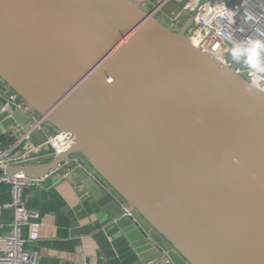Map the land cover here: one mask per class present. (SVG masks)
Instances as JSON below:
<instances>
[{
	"label": "water",
	"instance_id": "obj_1",
	"mask_svg": "<svg viewBox=\"0 0 264 264\" xmlns=\"http://www.w3.org/2000/svg\"><path fill=\"white\" fill-rule=\"evenodd\" d=\"M191 23L172 29L139 0H0V88L74 137L8 172L43 176L78 155L144 261L264 264V91L193 45Z\"/></svg>",
	"mask_w": 264,
	"mask_h": 264
},
{
	"label": "built area",
	"instance_id": "obj_2",
	"mask_svg": "<svg viewBox=\"0 0 264 264\" xmlns=\"http://www.w3.org/2000/svg\"><path fill=\"white\" fill-rule=\"evenodd\" d=\"M139 1L156 16H164L167 25L175 30L180 29L184 22L191 18L192 23L188 29L191 42L201 51L232 66L236 72L246 76L264 91V47H261V43H264V0H175L181 2V6H169L172 0ZM238 55L244 65L235 63ZM0 99V117L3 114L11 115L12 110H21L31 117L32 122L28 130H23L18 125L20 134L10 145L0 143V183H9L12 187L11 201L4 203L2 207L14 210V220L9 231L0 234V264H39L38 252L25 246L27 239L23 235V228L34 224L33 220L38 219L40 214L29 211L23 205V188L42 187L54 174L63 171H66L63 174H68L73 168L82 170L98 185L107 189L109 186L78 155L66 158L43 176L8 172L11 166H37L65 152L74 143V137L69 132L57 131L46 124L44 117L30 109L10 88H0ZM34 129L44 131L47 136L45 143H33L31 132ZM22 147L23 150L19 151ZM119 201L126 214L134 217L127 203L122 199ZM158 261L160 264H175L168 250L163 251Z\"/></svg>",
	"mask_w": 264,
	"mask_h": 264
},
{
	"label": "crops",
	"instance_id": "obj_3",
	"mask_svg": "<svg viewBox=\"0 0 264 264\" xmlns=\"http://www.w3.org/2000/svg\"><path fill=\"white\" fill-rule=\"evenodd\" d=\"M20 131L11 115L0 117V143L10 145ZM63 172L54 174L42 187L22 190L26 209L40 214L34 224L23 228L25 246L38 252L39 264H160L143 260L102 210L83 171ZM11 198V184L0 183V234H6L14 220V210L2 207Z\"/></svg>",
	"mask_w": 264,
	"mask_h": 264
},
{
	"label": "rangeland",
	"instance_id": "obj_4",
	"mask_svg": "<svg viewBox=\"0 0 264 264\" xmlns=\"http://www.w3.org/2000/svg\"><path fill=\"white\" fill-rule=\"evenodd\" d=\"M181 4H182L181 2H177L175 0H172L171 3L169 4V6H181ZM166 9H168V6L166 7ZM158 17L161 18L165 24H167V21H165L164 16L159 15ZM236 60H237V61H235L236 64L244 65V62L242 60H240L239 55L236 57Z\"/></svg>",
	"mask_w": 264,
	"mask_h": 264
},
{
	"label": "clouds",
	"instance_id": "obj_5",
	"mask_svg": "<svg viewBox=\"0 0 264 264\" xmlns=\"http://www.w3.org/2000/svg\"><path fill=\"white\" fill-rule=\"evenodd\" d=\"M261 47H264V43H261Z\"/></svg>",
	"mask_w": 264,
	"mask_h": 264
},
{
	"label": "bare ground",
	"instance_id": "obj_6",
	"mask_svg": "<svg viewBox=\"0 0 264 264\" xmlns=\"http://www.w3.org/2000/svg\"><path fill=\"white\" fill-rule=\"evenodd\" d=\"M194 45V44H193ZM61 139V138H60Z\"/></svg>",
	"mask_w": 264,
	"mask_h": 264
},
{
	"label": "flooded vegetation",
	"instance_id": "obj_7",
	"mask_svg": "<svg viewBox=\"0 0 264 264\" xmlns=\"http://www.w3.org/2000/svg\"><path fill=\"white\" fill-rule=\"evenodd\" d=\"M159 16V15H158Z\"/></svg>",
	"mask_w": 264,
	"mask_h": 264
}]
</instances>
